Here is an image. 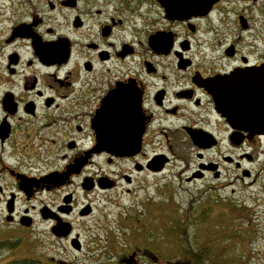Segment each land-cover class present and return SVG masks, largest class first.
Wrapping results in <instances>:
<instances>
[{
  "label": "flooded vegetation",
  "instance_id": "flooded-vegetation-1",
  "mask_svg": "<svg viewBox=\"0 0 264 264\" xmlns=\"http://www.w3.org/2000/svg\"><path fill=\"white\" fill-rule=\"evenodd\" d=\"M194 8L0 0V264H195L152 248L146 178L264 225V0Z\"/></svg>",
  "mask_w": 264,
  "mask_h": 264
},
{
  "label": "rangeland",
  "instance_id": "rangeland-1",
  "mask_svg": "<svg viewBox=\"0 0 264 264\" xmlns=\"http://www.w3.org/2000/svg\"><path fill=\"white\" fill-rule=\"evenodd\" d=\"M146 179L144 188L135 191V211L140 209L141 203L145 206L141 210L146 211L148 219L143 220V224L149 222V230L154 234L152 248L162 244L169 250L172 259L188 254L195 258L199 253L202 263L207 259V264L214 261L218 264H264V225L260 209L250 210L251 217L248 219L245 211L229 210L225 206H219L201 216L194 214L192 208L186 211L188 197L180 191H176V195L169 197L167 201L154 197L155 202L149 203L155 189L152 178ZM236 201L242 202L239 196ZM244 202L247 205L248 202ZM182 219L185 220L181 224ZM182 227L185 230L182 231ZM138 229L135 219V245L146 242L140 234L143 231ZM237 232L241 234L237 235ZM144 234L146 235L145 232ZM204 249L208 250L205 256L202 253Z\"/></svg>",
  "mask_w": 264,
  "mask_h": 264
},
{
  "label": "water",
  "instance_id": "water-1",
  "mask_svg": "<svg viewBox=\"0 0 264 264\" xmlns=\"http://www.w3.org/2000/svg\"><path fill=\"white\" fill-rule=\"evenodd\" d=\"M160 2L167 5L169 14L174 17L192 12L196 0H160Z\"/></svg>",
  "mask_w": 264,
  "mask_h": 264
},
{
  "label": "trees",
  "instance_id": "trees-1",
  "mask_svg": "<svg viewBox=\"0 0 264 264\" xmlns=\"http://www.w3.org/2000/svg\"><path fill=\"white\" fill-rule=\"evenodd\" d=\"M186 219V218H185ZM185 219H182V221H180V223L182 224V223H184V220ZM257 227V226H256ZM256 227H254V228H256ZM183 228V227H182ZM179 229V228H178ZM253 229V228H252ZM260 229V228H259ZM183 230H185V229H183ZM260 230H262V229H260ZM263 231V230H262ZM237 235H239V234H241V232H237L236 233ZM237 237V236H236ZM207 252H208V250L207 249H204L203 250V254H204V256H205V254H207ZM241 257L243 258V259H245V257L244 256H242L241 255ZM195 258H196V260H195V264H207L208 262H207V259H205L204 260V263H202V259H201V255L199 254V253H197V255L195 256ZM212 264H218V262L217 261H214V263H212Z\"/></svg>",
  "mask_w": 264,
  "mask_h": 264
}]
</instances>
